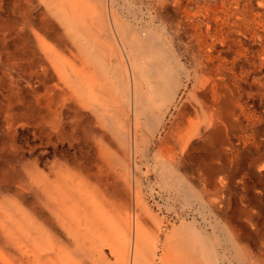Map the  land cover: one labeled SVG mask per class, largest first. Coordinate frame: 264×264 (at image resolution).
<instances>
[{
	"label": "bare ground",
	"instance_id": "1",
	"mask_svg": "<svg viewBox=\"0 0 264 264\" xmlns=\"http://www.w3.org/2000/svg\"><path fill=\"white\" fill-rule=\"evenodd\" d=\"M0 86L7 126L83 140L121 181L61 186L65 161L1 198L0 264H264V190L232 205L214 177L245 153L264 176V0H0ZM158 184L202 219L164 232Z\"/></svg>",
	"mask_w": 264,
	"mask_h": 264
},
{
	"label": "rangeland",
	"instance_id": "2",
	"mask_svg": "<svg viewBox=\"0 0 264 264\" xmlns=\"http://www.w3.org/2000/svg\"><path fill=\"white\" fill-rule=\"evenodd\" d=\"M1 100L0 86V102ZM1 109L0 104V200L4 197H6L5 199L15 198L17 188H36L34 181L40 173H43L41 177L44 181L46 179L51 181L52 186L55 178L53 174L56 169L55 164L65 161H68L69 168L68 170L64 168L65 171L62 172L61 186L67 182L69 170L73 173L69 177L73 179L74 184L83 185L81 188H84V185H87L89 181L91 185H95L97 174L104 180L103 183H99L101 188H110L112 180L116 183L114 186H120V180L116 181L111 178L114 170L105 161H95L98 165L88 162L89 158L85 153L83 140L73 141L69 135H66L61 138L54 137L49 142L44 136L38 135L34 126L17 124L9 127L4 121ZM69 120L68 115H63L62 123L66 126V130L72 127ZM262 136H264V130ZM212 158V163L217 160L215 156H203L202 154L196 160L198 163L195 161L194 165L198 168L201 160V163L211 162ZM255 158L256 160L258 158L256 154L254 157L245 153L238 159L237 163L233 164L227 175L225 173L214 175L217 179L226 178L225 188L229 190L227 193L229 195L228 202H231L232 205L239 204L240 200L243 202L260 196L258 193L261 189L264 190V176H260L253 167ZM80 164L82 165L81 169L79 168ZM194 177L197 178L196 175ZM105 181L106 184H104ZM242 188L245 190L242 191ZM141 189L148 206L162 218L163 230L166 233L173 227L179 226L184 218L188 221H191L194 216L202 219L201 216L199 217L198 204L189 200L181 188H165L158 184L155 188L145 187ZM200 189L208 194L209 202L221 200L223 197V194L216 192L217 188L210 183L206 188ZM261 206V210L264 212V203ZM226 264H236L229 252L227 253Z\"/></svg>",
	"mask_w": 264,
	"mask_h": 264
}]
</instances>
